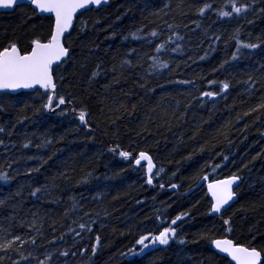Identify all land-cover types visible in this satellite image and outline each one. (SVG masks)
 <instances>
[{"label":"trees","instance_id":"16d2710c","mask_svg":"<svg viewBox=\"0 0 264 264\" xmlns=\"http://www.w3.org/2000/svg\"><path fill=\"white\" fill-rule=\"evenodd\" d=\"M236 2L251 7L246 13L221 17L218 9L231 10L224 7L227 0H111L78 16L72 58L54 68L57 92L66 100L71 98L70 104L55 112H37L46 100L43 90L0 93L4 109L0 127L5 128L0 133L4 141L0 171L14 177L7 183L0 181V200L6 202L0 207V237H36V245L26 243L20 251L26 256L32 252L40 260L51 253L48 264H228L229 258L213 250L212 240L229 236L237 243L264 246V108L251 111L264 103V87L256 83L252 89L248 82L250 76L264 82V73L257 71L264 64V13L260 11L264 0ZM204 3L212 8L199 15ZM79 19L88 21L87 30L79 31ZM51 24L52 20L20 6L0 14V44L11 39L24 49L33 38H46ZM141 28L137 33L141 40L129 35ZM237 30L240 41L261 43V47L236 53ZM153 31L157 36H149ZM159 44L165 47L157 53ZM233 54L239 57L235 61ZM152 56L168 67L150 68ZM126 59L132 66L122 69ZM225 60L229 63L220 68ZM97 65L101 74L90 80ZM59 74L65 77L62 86ZM211 80L217 84L209 86ZM222 81L230 87L216 100L201 96L204 91H219ZM137 82H146L148 88H139ZM121 103L128 112L114 111ZM81 108L90 113V129L78 120ZM45 140L52 143L36 147ZM28 141L31 145L24 148ZM116 145L132 157L141 151L152 157L151 185L146 182V163L135 165L134 159L108 151ZM32 156L51 159L40 167L39 159H28ZM33 167L40 171L29 174ZM160 168L164 171L157 175ZM231 175L240 177L237 201L214 215L208 183ZM204 176L207 181L192 190ZM45 187L47 192L30 195L35 188ZM181 214L186 215L171 225ZM221 217L231 218L230 233ZM81 223L86 225L83 230ZM167 226L177 229V238L169 245L121 255L134 246L139 252L135 241L141 235L158 234ZM97 235L100 245L92 255ZM180 238L186 242L180 244ZM63 251L69 255L61 256ZM8 254L19 259L17 253ZM2 264L11 261L4 259ZM20 264L36 261L30 257Z\"/></svg>","mask_w":264,"mask_h":264},{"label":"snow or ice","instance_id":"6c2138e0","mask_svg":"<svg viewBox=\"0 0 264 264\" xmlns=\"http://www.w3.org/2000/svg\"><path fill=\"white\" fill-rule=\"evenodd\" d=\"M28 6H32L33 14L40 15L41 19L48 18L53 21L51 24L49 34L46 38L36 37L33 38L29 42V47L27 49H23L22 46L16 42L15 40H7L5 43L0 44V91H16L19 89H35L39 92L40 89H43V95L46 97V100L41 104L40 109H36L39 112L41 109L47 110L50 112H55L57 108H60L61 105L70 104L72 99L69 98L66 100L65 95L57 92V82L56 76L54 75V66L55 69H59L63 64H66L68 60L72 58L71 52V40L73 36V32L77 31L74 29V21L78 20V13L82 14V10L89 11L92 8L99 9L102 5L109 3V0H25ZM19 0H0V9H15L19 7ZM230 6V11H225L223 8L218 9V15L221 17H231L233 13L242 14L246 13L251 5L248 4H240L237 6L236 0H227V4L224 7ZM168 7V5H165ZM212 8V4L204 3L202 7L199 8L198 14L204 15L205 12ZM262 13H264V8L260 9ZM95 23H99V21H95ZM95 23L92 27H95ZM252 23V21H249ZM79 31L83 32L88 29L89 24L87 20L79 19ZM143 29H137L135 33H129L131 37L136 40H141L142 37L137 33L142 32ZM115 35V33H113ZM149 36L155 37L157 33L155 31L150 32ZM129 37L125 36L124 39L127 40ZM171 39V38H169ZM219 39V37H217ZM233 39L237 41L236 53H240L241 49H257L261 47V43H244L239 40V30L234 34ZM259 39V38H257ZM150 42V41H149ZM264 43V42H262ZM164 44H159L155 46V51L157 53L161 52L164 49ZM172 51H176V49H172ZM132 52H136L135 49ZM131 55V53H129ZM205 57H201L204 59ZM239 57L236 54L232 55V60L235 61ZM153 63L150 65V68L155 69L158 67L167 68L168 64L164 63L162 65L158 64L157 58L155 56L150 57ZM229 63V61L225 60L224 63L220 65V68H223L225 64ZM125 66L131 67V60H124L120 67L123 69ZM142 66V65H137ZM219 69H214V71H218ZM257 71L264 73V64H260L257 68ZM112 72H116V68L113 67ZM101 74V66L97 65L95 70L90 73V80H94L97 76ZM65 77L62 74H59V80L61 81V86L63 85ZM115 83H119L118 78H114ZM141 80H146V77L142 76ZM249 83H251L252 89L256 88V83H261V86L264 87V82L262 81H254L252 76L249 77ZM138 83V87L141 89H147L148 84ZM182 83H191V81H182ZM209 86L217 84V81L211 80L208 81ZM230 85L227 81L220 82L219 91H204L201 93L202 97L215 98L222 93L228 91ZM149 91H154V89H148ZM70 95V94H69ZM259 108H264V103H261L257 106V108H253L251 111H258ZM136 109V105L133 104L131 106V111L134 112ZM3 105L0 104V111H3ZM124 110L128 112V107L121 103L118 108L114 109L116 112H120ZM72 112L75 113L76 109L73 108ZM61 115L65 113L61 110ZM250 113H245V115H249ZM123 118V117H119ZM27 119V117H24ZM90 113L86 108H81L78 113V120L81 124L86 127L91 128L89 124ZM18 123H22V120H17ZM115 121L113 120V123ZM146 130V129H145ZM5 132L4 127H0V133ZM51 140H45L42 144H37V148L45 147L51 144ZM4 141L0 140V145H3ZM31 145V141H28L23 145L24 148H28ZM108 151L117 153L119 156L129 159H134L135 165H140L141 161L146 162V174H147V184L151 185L153 183V169L155 165L152 162V157L145 151H141L138 154V157H132V153L120 150L119 145L111 147ZM203 151V149H201ZM28 159H39L41 161L40 167H43L48 163V159H51V156L48 159H44L43 157H28ZM224 159H227L225 157ZM11 167V165H9ZM40 167H33L29 169V174L32 172H39ZM213 167H219V165H214ZM164 169L160 168L157 171V175L160 172H163ZM14 179V177L10 176L8 173L0 171V181L5 183ZM202 179L207 180L208 177L204 176ZM240 180V177L237 175H231L226 179H218L213 183L208 184V190L211 193L212 199L214 203L211 206V211L214 213H221L222 210H226L225 206L229 204L230 201L233 200L236 193L233 191V185L237 184ZM160 187H163L161 184ZM173 188L178 187L173 184ZM48 189L45 188H35L30 192L31 196H37L38 193L47 192ZM19 194V193H17ZM4 200H0V207L5 205ZM75 210V204L73 205V209ZM88 215V213H85ZM67 215V213H66ZM186 214H181L175 217V219L171 220V225H177V221L183 219ZM224 225H228L227 231L230 233L232 231L231 228V218L223 219ZM93 223H95L93 221ZM21 227L24 225L21 224ZM34 226V225H33ZM80 229H85L86 225L81 223L79 224ZM88 231H91V228H87ZM74 231V230H73ZM79 235V233H77ZM177 238V229L176 227H163L158 234L153 232H147L144 235H141L136 241L135 245L140 246L139 252L136 251L135 246L132 249L128 250V253H121V255H137L140 253H144L146 249L150 247H155L156 245H169L170 241ZM202 239H206V235L201 236ZM62 239V237H61ZM255 239V236L252 237ZM180 244H184L186 241L183 238L178 240ZM30 243L31 245H36L37 240L36 237H31L30 239H25L22 235H14L12 239H8L7 237H0V253H4V255L0 256V264L4 261V259H8L11 261V264H20L21 261H29L30 257L34 258L36 264H48L49 261H52V254L46 253L45 260H40L38 256H33L32 252H29L28 255H24L23 251H20V248L23 247L24 244ZM49 243H53V241H49ZM214 245L215 249L218 250L219 253L224 254L225 258H230L228 260V264H264V246L257 247L253 245H245L241 243H237L233 239H229L227 237L221 239H214L211 241ZM14 245H17L14 247ZM100 245V236L95 237V245L92 247V255L96 254L97 247ZM14 252L19 255V259H15L12 255H9V252ZM87 251V249H84ZM76 253H72L75 255ZM61 256L67 257L69 255L68 251L60 252Z\"/></svg>","mask_w":264,"mask_h":264},{"label":"water","instance_id":"95a60500","mask_svg":"<svg viewBox=\"0 0 264 264\" xmlns=\"http://www.w3.org/2000/svg\"><path fill=\"white\" fill-rule=\"evenodd\" d=\"M110 1H111V0H109V3H110ZM19 3H20V4H26L25 0H19ZM109 3L104 4V5H102V6L108 5ZM102 6H101V7H102ZM0 10H1V11H4V10H6V11H12L13 9H0ZM82 12H84V10H82ZM80 14H81V13H78L77 16H79ZM75 22H76V21H74V25H75ZM54 68H55V66H54ZM40 90H43V89H40ZM26 91H27V92H32V91H36V90H35V89H19V90H16V91H11V90L0 91V93L18 94V93L26 92ZM43 91H44V90H43ZM218 97H219V95L216 96L215 98H210V100H216ZM61 106H62V105H61ZM57 109H59V108H57ZM152 162H153V164L155 165L153 159H152ZM142 163H146V162H145V161H141V164H142ZM154 171H155V168L153 169V173H154ZM229 177H230V176H229ZM226 178H228V177H225V178H223V179H226ZM206 181H207V180L202 179V180L197 184V186L194 187L192 190H194L195 188H198L199 186H201V185H202L204 182H206ZM208 184H210V183H208ZM239 184H240V180L237 182V184H234V185H233V191H234L235 193H236V189H237V187H238ZM192 190L187 191V192H186V195L190 194ZM210 195H211V193H210ZM237 198H238L237 195H235L234 198H233V200L230 201L229 204L225 206V209L227 210L229 207H231L232 204L235 203V202L237 201ZM226 210H222L221 213H214V212H213V214H214V215H221V214H222L223 212H225ZM225 237H227V238H229V239H232V238H230L229 236L218 237V238H216V239H221V238H225ZM212 248H213V250L216 251L218 254L225 256L224 254L219 253L218 250L215 249V247H214L213 244H212ZM229 259H230V258H229ZM233 263H234V262H233Z\"/></svg>","mask_w":264,"mask_h":264},{"label":"flooded vegetation","instance_id":"af4514ba","mask_svg":"<svg viewBox=\"0 0 264 264\" xmlns=\"http://www.w3.org/2000/svg\"><path fill=\"white\" fill-rule=\"evenodd\" d=\"M20 6H27L29 9H31L32 11H33V8H32V6H28L27 4H20ZM19 6V7H20ZM19 7H16L15 9H13L12 11H6V10H4V11H1L0 10V14H4V13H12V12H14L17 8H19ZM38 16H40V15H38ZM52 23H53V21H52ZM29 47V46H28ZM28 47H25L24 49H27Z\"/></svg>","mask_w":264,"mask_h":264}]
</instances>
